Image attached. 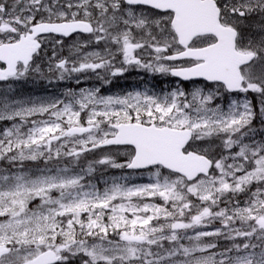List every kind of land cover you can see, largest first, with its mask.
Returning a JSON list of instances; mask_svg holds the SVG:
<instances>
[{
  "label": "snow or ice",
  "instance_id": "6c2138e0",
  "mask_svg": "<svg viewBox=\"0 0 264 264\" xmlns=\"http://www.w3.org/2000/svg\"><path fill=\"white\" fill-rule=\"evenodd\" d=\"M0 83V264H264V0H0Z\"/></svg>",
  "mask_w": 264,
  "mask_h": 264
},
{
  "label": "rangeland",
  "instance_id": "374dc122",
  "mask_svg": "<svg viewBox=\"0 0 264 264\" xmlns=\"http://www.w3.org/2000/svg\"><path fill=\"white\" fill-rule=\"evenodd\" d=\"M74 39V38H73ZM73 39L69 40V41H66L65 43V47H64V55H67L68 54V46L71 45L73 43ZM133 70H136V73L141 71L140 74H142V76H145L140 82H139V85L141 84H146L147 85H151V88H154L155 90L157 91H161V90H170L169 88V84L167 85V83L165 82V88H160V85L161 83H159V80L156 79L155 81H152L151 79H155L153 78L152 76L150 77L151 74L153 73H147L141 69H130V71L133 72ZM147 73V74H146ZM154 75H157L154 74ZM121 77V82L119 84H122L123 87L127 86L129 84V81L127 79H129L128 76L126 77ZM157 78V77H156ZM39 80L36 81V77L33 76V77H30L28 78L27 80H25V82H23V87H21V89L18 91L17 90V86H18V83H15L12 85L13 87V93L12 95L14 96V98H22V99H27V98H41V97H51V96H58L60 95L66 88H76L77 85L75 83V80H72L68 83H62V82H58V83H55V84H49L47 80H44V79H41L38 77ZM114 80V79H113ZM119 80V81H120ZM41 83V82H46L49 86H44L43 85V91H41V94L38 95L37 91H29L27 90L28 87L34 83ZM64 82V81H63ZM113 82V81H112ZM32 83V84H31ZM118 84V85H119ZM46 85V84H45ZM163 85V84H162ZM115 86V84H108V85H103L101 86L100 83L98 81L95 80L94 77L82 82L79 87H102V90H107L108 92L105 93V95L107 94H117V92H113L112 91H116V89L114 90H110V89H113V87ZM50 87V88H49ZM131 87V89H130ZM150 88V87H149ZM53 91H51V90ZM133 90H140L139 89V86L137 85V83H132V85H130L126 90L124 91H121V92H127V91H133ZM188 91L191 90V88H188L187 89ZM119 93V92H118ZM255 102V101H254ZM10 122H2L0 121V129H3L7 126H9ZM256 127V126H255ZM257 129H259L258 127H256ZM259 135L257 136V139H259ZM89 158H92V157H89ZM99 174V173H98ZM122 173L120 172V170H109L107 172V177H111V176H114V175H121ZM106 177V178H107ZM131 181L134 182V183H144V182H147V179H146V175L145 177L143 178H140L138 175L136 174H133L131 177H130ZM75 262H77L79 264V260L78 258H73V261H72V264H75Z\"/></svg>",
  "mask_w": 264,
  "mask_h": 264
},
{
  "label": "flooded vegetation",
  "instance_id": "af4514ba",
  "mask_svg": "<svg viewBox=\"0 0 264 264\" xmlns=\"http://www.w3.org/2000/svg\"><path fill=\"white\" fill-rule=\"evenodd\" d=\"M66 41H68V40H66ZM17 83H18L17 90L19 91L21 89V87H23V84H22L23 81H20V82H17ZM6 87H7L6 85H4L3 83H0V90L4 89ZM40 94H41V86L38 88V95H40Z\"/></svg>",
  "mask_w": 264,
  "mask_h": 264
}]
</instances>
